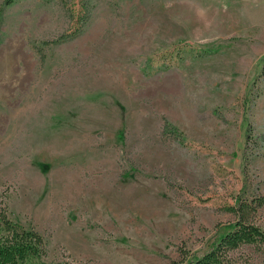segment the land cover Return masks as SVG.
I'll use <instances>...</instances> for the list:
<instances>
[{
    "label": "rangeland",
    "instance_id": "374dc122",
    "mask_svg": "<svg viewBox=\"0 0 264 264\" xmlns=\"http://www.w3.org/2000/svg\"><path fill=\"white\" fill-rule=\"evenodd\" d=\"M4 1L0 200L48 260L199 256L264 198V0Z\"/></svg>",
    "mask_w": 264,
    "mask_h": 264
},
{
    "label": "trees",
    "instance_id": "16d2710c",
    "mask_svg": "<svg viewBox=\"0 0 264 264\" xmlns=\"http://www.w3.org/2000/svg\"><path fill=\"white\" fill-rule=\"evenodd\" d=\"M12 2L5 0L3 5L8 7ZM263 205V197L239 202L233 208L236 221L214 241L209 250L199 256H182L179 261H172L171 264H241L232 256L233 252L244 246L254 247L261 254L264 264V232L249 218L251 212ZM6 207V203L0 200V264H72L48 260L43 235L31 227L25 228L12 221Z\"/></svg>",
    "mask_w": 264,
    "mask_h": 264
}]
</instances>
